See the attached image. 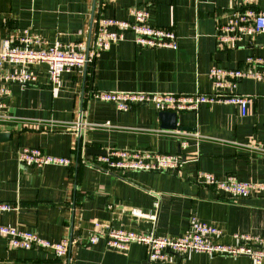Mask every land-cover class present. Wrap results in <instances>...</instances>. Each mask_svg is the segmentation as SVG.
Masks as SVG:
<instances>
[{
    "label": "crops",
    "instance_id": "1",
    "mask_svg": "<svg viewBox=\"0 0 264 264\" xmlns=\"http://www.w3.org/2000/svg\"><path fill=\"white\" fill-rule=\"evenodd\" d=\"M135 6L148 8L150 23L178 34L177 49L141 48L127 33L93 63L64 73L57 83L51 82L47 64H40L35 67L36 82L11 85L2 110L8 117L0 128L5 134L0 139V202L17 208L0 212V224L32 230L53 241L72 237L77 243L66 257H59L43 249L13 248L0 236V264H256L248 256L198 252L151 262L144 244L117 251L105 238L88 243L96 223L159 236L182 235L193 214L221 228L220 240L226 243L236 242V232L264 236V195L234 197L199 179L200 171H208L219 178L233 174L243 181H264V81L251 77L239 81L237 92L250 98L246 115L228 103L177 113V125L200 136L191 137L184 149L176 136L160 131L168 128L154 106L120 111L114 102L94 95L101 90L214 93L208 75L212 66L243 69L248 56H264V33L245 35L235 45L216 39L217 24L228 22L243 9L241 4L0 0V50L4 40L26 35L64 48L78 42L89 45L100 17L132 21ZM256 7L264 11V0ZM108 121L112 127L93 126ZM24 146L69 157L74 164L24 165L19 161ZM88 148L182 152L185 162L166 171L108 172L91 164L99 155L88 153Z\"/></svg>",
    "mask_w": 264,
    "mask_h": 264
},
{
    "label": "built area",
    "instance_id": "2",
    "mask_svg": "<svg viewBox=\"0 0 264 264\" xmlns=\"http://www.w3.org/2000/svg\"><path fill=\"white\" fill-rule=\"evenodd\" d=\"M229 1L241 4L243 9L236 12L228 22L217 24L216 39L220 44L235 45L245 35L264 33V11L256 7L258 0ZM131 14L132 21L116 17H100L89 45L78 42L69 48H64L60 44H47L41 38L30 35L4 40L0 50V128L3 120L8 117L2 110L5 108V99L11 93V85L36 82L35 67L40 64H47L51 82L57 83L64 73L93 63L114 42L125 40L127 33L133 35V41L141 48L177 49L178 34L171 28L150 23L147 7H132ZM245 64L246 67L243 69L212 66L208 75L214 83V93L176 94L140 90H101L94 92V95L103 101L114 102L120 111L131 110L136 105L149 104L160 112L181 113L198 111L205 104L228 103L238 106L241 114L246 115L250 98L239 94L237 87L239 81L245 77L264 81V56L250 55L246 58ZM93 126L112 127L113 125L108 121ZM160 131L176 136L180 149L188 146L191 137H200L198 134L179 129ZM19 161L37 168L74 164L69 157L49 154L42 148L29 146L20 149ZM83 162H87L85 156ZM184 162L185 157L182 152L114 149L108 150L106 155L97 156V160L91 164L108 172L166 171L179 169ZM199 179L201 183L213 185L234 197L264 195V181H243L233 174L219 178L208 171H200ZM16 208V204L0 202V212ZM95 226V231L88 238L90 245L96 244L100 238H105L107 246L117 251H126L132 243L144 244L148 247V260L151 262L167 261L172 255L188 252L232 257L248 256L256 264L264 262V236L236 232L233 234L236 242L226 243L220 240L223 234L221 228L201 220L194 214L190 218L187 231L178 236H159L154 231L104 227L99 223ZM0 236L6 237L13 248L43 249L59 257H66L70 248L77 243L72 237L53 241L35 231L3 224H0Z\"/></svg>",
    "mask_w": 264,
    "mask_h": 264
},
{
    "label": "water",
    "instance_id": "3",
    "mask_svg": "<svg viewBox=\"0 0 264 264\" xmlns=\"http://www.w3.org/2000/svg\"><path fill=\"white\" fill-rule=\"evenodd\" d=\"M161 118L163 121L164 127H167L168 129H180L182 130L183 126L177 125V113L176 112H161ZM186 129V128H184ZM5 136L4 133L0 132V139ZM90 154H96V155H106L107 150L106 149H97V148H88L87 150Z\"/></svg>",
    "mask_w": 264,
    "mask_h": 264
}]
</instances>
